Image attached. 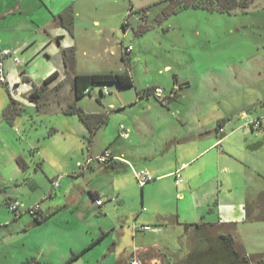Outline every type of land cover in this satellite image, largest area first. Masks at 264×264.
<instances>
[{
    "label": "crops",
    "instance_id": "0c3cea01",
    "mask_svg": "<svg viewBox=\"0 0 264 264\" xmlns=\"http://www.w3.org/2000/svg\"><path fill=\"white\" fill-rule=\"evenodd\" d=\"M81 10L77 0H0V52L10 49L21 61L5 60L9 98L18 104L21 117L29 109L39 116L47 115L44 98L35 103L30 96L48 77L58 73L46 92L54 89L61 93L62 100L67 92L71 98L67 103H58L59 113L78 118L65 111L75 102V76L84 74L79 62L83 54L88 59L85 67L105 71L90 74L129 72L135 81L136 100L117 106L106 104L102 95V99L96 97L99 109L82 107L89 114H105L107 123L86 152L83 138L89 139L90 133L78 118L82 127L79 123L75 126L80 134L67 131L71 143L66 152H53L62 164L65 156H71V167L66 165L68 170H60L59 165V172L48 176L47 184L41 176L48 175L42 148L60 129L49 136L39 134L33 121L22 136L15 128L19 117L10 124L2 117L6 108L0 106V242H7L9 253L19 252L17 264H66L75 255L79 257L71 264H129L134 255L148 264H162L146 253L152 249L187 253L184 241L191 230L186 231L185 225L201 223L215 235L232 236L238 248L250 257L264 256V251L256 255L249 250L254 249L252 243L264 247V113L256 118L262 126L257 130L251 123L252 128L245 127L241 136L239 127L230 128V119L225 116L188 129L190 119L183 115L185 106L169 98L167 92L164 101L152 93L144 94L153 86H138L128 57L127 70H114L113 62L100 54L108 49L110 39L101 37L103 44L87 26H81ZM65 12L66 21L74 20L72 32L58 19ZM64 51H72L68 53V67ZM130 52L124 51L127 55ZM54 59L60 60V66L52 65ZM36 62L45 65L37 79L43 83L32 78ZM166 69L171 70L170 66ZM178 82L182 88L190 83ZM177 95L175 90L172 96ZM172 108L176 114L169 115ZM116 110L122 112L119 118L112 113ZM31 117L34 120V115ZM122 127L129 132L128 138L123 137ZM98 138H102L100 143H96ZM107 151L111 158L100 162L97 158ZM19 158L25 170L18 165ZM198 158L202 160L198 172L202 182L194 189L193 179L198 175H192L190 167ZM89 159L92 161L87 164ZM141 171L153 178L145 186L135 183V172ZM178 176L182 182H178ZM60 177L56 189L53 182ZM12 200L23 204L17 216L7 207ZM100 200L103 204L99 206ZM36 204L41 205V214L59 212L33 228L34 216L27 209ZM142 226H154L159 232L142 231ZM126 227L133 232V248L126 247ZM6 255L0 253V259Z\"/></svg>",
    "mask_w": 264,
    "mask_h": 264
},
{
    "label": "rangeland",
    "instance_id": "374dc122",
    "mask_svg": "<svg viewBox=\"0 0 264 264\" xmlns=\"http://www.w3.org/2000/svg\"><path fill=\"white\" fill-rule=\"evenodd\" d=\"M247 1V9H237L231 14L189 8L163 18L162 22L159 18L164 17L163 11L171 0H77V3L82 8L81 26H87L93 36L110 39L108 49L99 52L113 62L114 70H127L125 61L128 57L131 68L136 72L139 87H162L169 98H174L185 106L183 115L190 119L188 129L200 128L225 116L230 119V128L239 127L238 135L241 136L245 127L252 128L254 119L264 113V0ZM185 3L194 5L205 3V0H173V5L177 4L175 11L183 8ZM127 20L131 25L126 34L123 26ZM146 28L148 31L141 34ZM102 38L101 42L105 44ZM129 46L132 50L127 55L124 51ZM79 62L80 70L84 74L105 72L98 69L91 71L89 67H85L88 59L83 54L79 56ZM52 65L60 66V60L54 59ZM168 66L171 70L166 69ZM44 69L45 65L40 62L33 65L34 82L43 83L38 80ZM178 79L190 83L182 88ZM107 89L109 94L104 93L103 87L96 86L91 95L78 102L79 106L99 109L97 98L102 99V95L106 97V104L114 103L117 106L136 100L135 89L121 90L116 85H108ZM175 90L178 95L173 97ZM21 94L25 96L26 91H21ZM60 95L54 89L46 92L43 101L47 104V115L39 116L36 110L29 109L23 117L19 116L15 127L21 131L22 136L26 135L33 121H36L39 134L45 133L49 136L53 130L60 129L57 134L48 138L42 148L46 152L45 171L48 175L41 173V176L46 184L50 182V176L59 172L58 167L62 164L53 152L58 149L61 153L66 152L68 144L71 143V135L69 137L67 131L80 134L75 124L79 123L82 127L78 118L59 113L58 103L63 100L67 103L71 98L67 92L63 94V100ZM9 100L8 87L0 84L1 108H7ZM175 110L172 108L168 114H176ZM112 113L119 118L122 112L116 110ZM83 141L87 152L89 139L84 137ZM96 141L100 143L102 138ZM27 156L30 160L29 153ZM70 158L71 156L64 157L60 170H68L66 165L71 167L68 165ZM194 162L196 163L190 167V171L192 175H198L202 160L198 158ZM135 177V183L139 185ZM201 182L199 175L196 176L193 179V188L198 189ZM126 231V247L133 248L135 241L132 229L126 227ZM18 237L15 236V239ZM189 239L187 236L184 241V244L188 243L187 252L194 243ZM137 240H140V236ZM251 247L254 249L249 250L256 255L264 251V247L261 248L255 243ZM8 249L10 250L7 242H0V253L6 252L8 258L2 257L0 264L19 263V252L13 250L11 254ZM176 254L184 256L186 251ZM257 258L254 256L253 260Z\"/></svg>",
    "mask_w": 264,
    "mask_h": 264
},
{
    "label": "trees",
    "instance_id": "16d2710c",
    "mask_svg": "<svg viewBox=\"0 0 264 264\" xmlns=\"http://www.w3.org/2000/svg\"><path fill=\"white\" fill-rule=\"evenodd\" d=\"M175 6L173 5V0H171L170 4L163 11L164 17L159 18V21L162 22L163 18L189 8L204 9L211 12L231 14L237 9H247L249 7V1L205 0V3H197L194 5L185 3L183 8H180V10L176 11L175 9L177 8V4ZM66 13L67 12L59 15L58 19L60 20L62 25H64L69 31L72 32L74 29V20L72 19L66 21ZM126 27L127 25L124 24L123 28ZM146 31H148L147 28L141 31V34ZM69 52L72 51H64V61L66 67H68ZM57 77L58 73L52 74L44 81L43 85L40 88H36L30 96L31 101L37 103L38 100H40L46 93L47 86ZM108 85H117L120 89H133L135 88V81L129 72L76 75L73 81L75 102L66 109L65 114L77 116L85 125L90 133L89 144L92 142L94 136L98 133L100 128L107 123V116L105 114H89L85 112L84 109L78 105V101L88 96L91 90H93V88H95L96 86L107 87ZM148 91L149 89L145 92ZM21 113L22 111L18 107V104L12 98H10V103L3 112L2 116L10 124H13L14 120L17 117L21 116ZM17 162L18 165L23 170H25V166L22 164L23 159L19 158ZM40 211L38 213L32 214V216H34V220L32 223L33 228L44 225L59 212L56 211L50 215H44L41 214ZM13 213L17 216L20 212ZM185 229L186 231L191 230L188 236L190 237L189 240L193 241L194 243L190 245L192 247L184 256H179L177 254H171L167 252L159 253V250L157 249H152V251H148V253L146 254L151 255L154 258H158L162 264H264V256H260L256 260H253V258L250 257L245 251L238 248L236 241L232 236L223 234L215 235L211 232V229L206 224H186ZM100 240L101 239L96 240L84 252L92 248ZM187 244L188 243L185 242V246ZM78 257V255L73 256L66 264H71L73 260ZM138 258L140 260V264H148L141 258V256Z\"/></svg>",
    "mask_w": 264,
    "mask_h": 264
},
{
    "label": "built area",
    "instance_id": "2783aa9c",
    "mask_svg": "<svg viewBox=\"0 0 264 264\" xmlns=\"http://www.w3.org/2000/svg\"><path fill=\"white\" fill-rule=\"evenodd\" d=\"M130 13H129V16H130ZM125 25H127V27L124 28L125 29V33L127 34L129 32V30H130V25H131L130 21L127 20ZM131 50H132L131 47L127 48V52H130ZM7 58H12L15 63H20L21 62L19 57H17L14 54V52L12 50H10V49H6V50H3V51L0 52V84H4V85L8 84L7 72H6V66H5V60ZM104 93L105 94H109V91H108L106 86L104 87ZM150 93H152L160 101H164L165 98H166V91L162 87H155L153 89H149L148 92H144V94H147V95H149ZM138 98L139 99L141 98L140 94H138ZM252 124L256 128H259V127L262 126V122L260 120H254L252 122ZM122 135L125 138L129 137V132L124 127H122ZM110 158H111V153L109 151H107L102 156L98 157L97 159L100 162H107V161H109ZM91 161H92V159H89L87 161V164L91 163ZM135 176H136V179H137L138 183L141 186H145L148 182L153 180V178L150 176V174L148 172H145V171L135 172ZM178 178H179L178 182H182V180H180V176H178ZM60 180H61V177L56 179L53 182V187L54 188L57 189V188L60 187ZM97 204L100 206V205L103 204V201H101V200L97 201ZM8 207H9V209L11 211L18 213V212L21 211V209L23 207V204L20 201H18V200L9 201L8 202ZM40 210H41V205L40 204L33 205V206H31V207H29L27 209V211H29L31 214L38 213ZM141 230L142 231H146V232H149V231L159 232L158 228H153V227H150V226H142ZM129 264H140V260H139L138 256L134 255L132 257V259L130 260Z\"/></svg>",
    "mask_w": 264,
    "mask_h": 264
}]
</instances>
